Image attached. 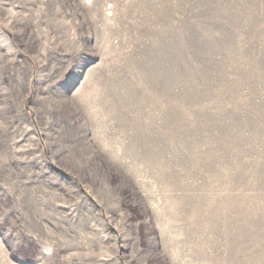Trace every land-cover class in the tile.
<instances>
[{"label": "rangeland", "instance_id": "obj_1", "mask_svg": "<svg viewBox=\"0 0 264 264\" xmlns=\"http://www.w3.org/2000/svg\"><path fill=\"white\" fill-rule=\"evenodd\" d=\"M0 264H264V0H0Z\"/></svg>", "mask_w": 264, "mask_h": 264}]
</instances>
